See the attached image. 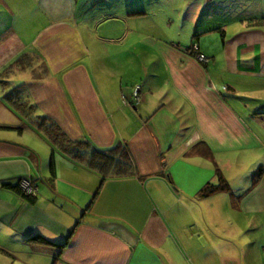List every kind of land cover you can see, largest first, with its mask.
Returning <instances> with one entry per match:
<instances>
[{
    "label": "crops",
    "instance_id": "1",
    "mask_svg": "<svg viewBox=\"0 0 264 264\" xmlns=\"http://www.w3.org/2000/svg\"><path fill=\"white\" fill-rule=\"evenodd\" d=\"M260 1L0 0V264H264ZM37 116L134 173L72 162Z\"/></svg>",
    "mask_w": 264,
    "mask_h": 264
},
{
    "label": "trees",
    "instance_id": "2",
    "mask_svg": "<svg viewBox=\"0 0 264 264\" xmlns=\"http://www.w3.org/2000/svg\"><path fill=\"white\" fill-rule=\"evenodd\" d=\"M263 19L252 20L254 24H258ZM264 21V20H263ZM17 63V62H16ZM14 64H12L13 66ZM8 66L5 71L11 69ZM13 101L16 108L29 113L36 112V105L29 102L25 98L17 96L9 97ZM36 118V117H35ZM40 120L38 125H42L48 132L49 137L53 140L54 147H58L64 151V153L75 163H83L87 165V168L91 171H95L106 178L125 177L131 176L134 173V165L131 162L129 153L125 146H115L107 150H100L94 147L87 140H72L64 132L60 130V127L49 118L37 116ZM21 179L16 186L7 184V186L17 187L22 193L26 192L21 188ZM228 183L222 175H220L219 182L217 184L209 183L200 191V197H208L215 192L227 190ZM27 195V194H26ZM30 194L29 196H31ZM37 240L45 241L44 238H36Z\"/></svg>",
    "mask_w": 264,
    "mask_h": 264
},
{
    "label": "built area",
    "instance_id": "3",
    "mask_svg": "<svg viewBox=\"0 0 264 264\" xmlns=\"http://www.w3.org/2000/svg\"><path fill=\"white\" fill-rule=\"evenodd\" d=\"M180 48L184 50L185 52L192 54L198 61L204 64H207L210 61V58L200 51V46L197 42H194L190 47L180 46ZM140 101L141 100L139 96V89L135 91L131 100H128L127 97H124L125 104L130 105V106H137L140 103ZM21 187L25 192L29 194L33 193L36 195V190L30 180L24 179L21 183Z\"/></svg>",
    "mask_w": 264,
    "mask_h": 264
},
{
    "label": "rangeland",
    "instance_id": "4",
    "mask_svg": "<svg viewBox=\"0 0 264 264\" xmlns=\"http://www.w3.org/2000/svg\"><path fill=\"white\" fill-rule=\"evenodd\" d=\"M251 10L254 12V13H261V12H264V0H262V1H260V3H258L257 5H253V6H251ZM263 21V20H262ZM252 22V21H251ZM131 29V28H130ZM130 78H136V77H133L132 75H131V73H130ZM253 97H258V96H253ZM259 103H257V105H258ZM253 105H255V103H251V106H253ZM256 105V107H258ZM256 107H254V108H256ZM17 136H20L19 134H17ZM35 138L36 139V137L35 136H33V134L32 133H27L26 134V136H24L23 138H22V140L23 139H25V141L26 142H30V138ZM34 144L33 145H36L38 148L40 147V149H41V151L43 152V155H45V157H48V155L50 154V151H51V148H50V146H47L44 142H43V144H45V147H41L42 146V144L40 145V143H38L36 140H31ZM48 152H49V154H48ZM43 189H45V187H43ZM68 205H71L70 203H68ZM67 205V206H68ZM12 262V260L9 262V263H11Z\"/></svg>",
    "mask_w": 264,
    "mask_h": 264
}]
</instances>
